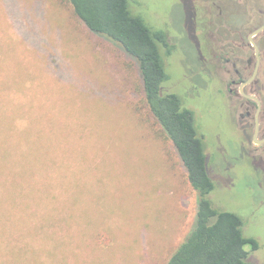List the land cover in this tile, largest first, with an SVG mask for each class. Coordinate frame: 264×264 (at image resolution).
Here are the masks:
<instances>
[{
	"label": "rangeland",
	"instance_id": "1",
	"mask_svg": "<svg viewBox=\"0 0 264 264\" xmlns=\"http://www.w3.org/2000/svg\"><path fill=\"white\" fill-rule=\"evenodd\" d=\"M129 1L169 35L175 50L162 94L193 112L213 154L209 200L242 218L244 235L259 244L250 261L264 264V184L195 55L188 3ZM0 84V106L41 119L31 141L47 163L32 179L41 193L20 197L17 217L0 222V264H167L194 227L197 193L147 105L138 63L92 33L68 0H0Z\"/></svg>",
	"mask_w": 264,
	"mask_h": 264
},
{
	"label": "trees",
	"instance_id": "2",
	"mask_svg": "<svg viewBox=\"0 0 264 264\" xmlns=\"http://www.w3.org/2000/svg\"><path fill=\"white\" fill-rule=\"evenodd\" d=\"M68 2L75 16L92 33L118 45L138 63L147 105L176 147L189 183L197 193L194 227L167 264H254L250 256L259 250V244L244 235L242 218L216 210L209 200L215 183L208 172L206 146L196 128L193 112L184 107L179 96L162 94V86L169 79L165 55L170 56L174 50L169 35L150 28L141 14H133L129 0ZM8 107L0 106V137L3 133L7 135L0 138V222L3 224L17 217L15 206L19 205L20 197L35 199L41 193L32 185V179L38 167L47 166L42 155H38L44 147L38 141H31L36 135L31 126L37 127L41 119L24 113L20 116V111ZM21 117L23 125L19 124ZM10 137H16V143Z\"/></svg>",
	"mask_w": 264,
	"mask_h": 264
},
{
	"label": "flooded vegetation",
	"instance_id": "3",
	"mask_svg": "<svg viewBox=\"0 0 264 264\" xmlns=\"http://www.w3.org/2000/svg\"><path fill=\"white\" fill-rule=\"evenodd\" d=\"M185 1L198 62L217 81L241 155L264 184V0Z\"/></svg>",
	"mask_w": 264,
	"mask_h": 264
}]
</instances>
